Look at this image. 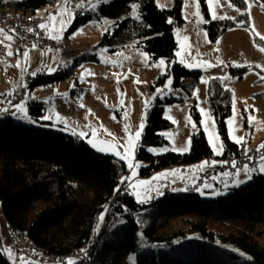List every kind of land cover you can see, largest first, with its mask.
Here are the masks:
<instances>
[{"label": "trees", "instance_id": "obj_1", "mask_svg": "<svg viewBox=\"0 0 264 264\" xmlns=\"http://www.w3.org/2000/svg\"><path fill=\"white\" fill-rule=\"evenodd\" d=\"M56 1L0 0V11L34 16L40 8ZM229 1L241 11L235 20L204 24L211 41L228 28L247 23L244 1ZM171 2V7L160 8L155 0H100L94 11L75 12L63 39L67 40L70 32L90 21L112 19L111 29L100 36L94 49L114 51L131 46L147 53L152 61L164 59L167 69L155 86H163L171 78L173 88L191 96L201 74L175 62L174 31L184 24L183 0ZM133 4L137 5L135 16H132ZM200 4L205 19L209 20L204 0ZM86 60L96 61L93 55ZM245 71L230 69L238 78ZM72 74V71H61L54 76L39 73L27 80L31 89L51 87ZM207 95L224 146L220 159H239L242 152L230 142L226 129L229 95L216 83L209 85ZM164 103L156 100L146 116L141 145L136 152V160L145 163L139 170L140 178L212 157L195 106L191 113L197 132L192 135L188 153L152 155L147 151L148 147H159L166 142L160 135L170 127L163 117ZM27 108L38 125L0 118V212L11 229L37 248L64 258L62 264H67L69 258L73 264H264V243L258 240L259 228L264 226V175L253 174L249 183L230 188L226 195L216 199H203L193 188H188L138 203L124 188L127 169L123 163L95 152L76 137L49 128V123L41 121L44 115L41 103H28ZM117 219L121 223L115 226ZM177 219L185 221L181 225L183 229L177 226V230L169 231ZM222 223H234V227L226 232L212 229L213 224ZM190 238L201 242L203 247L187 257L141 248L143 244H180ZM78 253L79 258L73 257ZM0 264H11L1 244Z\"/></svg>", "mask_w": 264, "mask_h": 264}, {"label": "rangeland", "instance_id": "obj_2", "mask_svg": "<svg viewBox=\"0 0 264 264\" xmlns=\"http://www.w3.org/2000/svg\"><path fill=\"white\" fill-rule=\"evenodd\" d=\"M68 1L57 0L53 5L40 8L36 12L38 17L45 20L50 35L65 38L74 20L75 12L84 9L94 11L100 3V0H81L75 4ZM243 1L245 3V0ZM155 2L160 8H168L172 5L171 0H155ZM204 2L209 20L204 17L200 0L198 16L195 15L196 0H183L184 24L174 31L177 43L175 62L201 74L191 96L181 89L173 88L172 83L168 85V80L171 78H167L163 86H155L157 79L165 74L167 69V61L164 59L152 61L147 53L131 46L114 51L106 48L94 49L100 36L110 30L114 23V20L106 18L101 21H90L68 34L66 39L70 43H84L92 48L89 55L77 59L71 67L64 66L58 52L28 48L25 51L28 53L27 60L24 56L18 58L14 51V38L9 41L0 34L2 44L10 46L7 47V52L0 56V118L9 117L26 125H38L29 116L27 106L31 102L41 103L44 108L41 121L49 123L47 124L49 128L76 137L95 152L110 156L125 165L127 186L124 188L138 203L158 199L167 192H184L188 188H193L203 199H216L226 195L230 188H240L249 183L253 174L264 175V172L260 171L261 166L264 165V160L261 159L264 156V149L257 151L259 146L264 144V79H261L264 77V71L256 67L264 66V51H261L264 47V39H261L264 37V0H252L251 8L245 3L248 19L246 25L237 24L228 28L215 41L208 38L204 24L208 21L235 20L238 12L234 6H228L231 3L229 0H214L211 7L208 0ZM54 9L56 12L51 14L50 11ZM213 10L217 17L223 18L214 19ZM49 14L55 16V20H49ZM135 15L136 11L132 10V16ZM9 50L13 55H8ZM92 55L96 61L86 60ZM217 58L222 63L217 64ZM161 60L165 63L161 64ZM18 62L20 67H16ZM231 68L246 69V71L241 78H238L230 73ZM61 71H72L73 74L51 87L29 88L27 77L39 73L54 76ZM211 83H216L229 95L230 112L225 120L226 129L230 142L237 145L242 152L239 159L223 160L220 159L223 152L217 154V151H214L213 143L218 150L223 142L208 104L207 90ZM9 92L11 95H6ZM156 100L165 102L163 117L170 127L160 133L166 142L159 147H148L147 151L152 155L166 152L188 153L192 135L197 132L191 113L192 107L195 106L200 117V127L212 152L211 158L182 168L164 169L148 178L139 177V170L145 167V163L136 160V152L141 145L147 113ZM21 103L24 112L13 107ZM81 104L83 107L80 106ZM201 108L205 109L206 115L201 114ZM249 116L252 117L251 123L248 120ZM229 120H233L231 125L228 123ZM142 121L144 127L140 129ZM125 126L128 132L125 131ZM93 129L97 134L95 137L91 136ZM138 129L141 131V136L135 150L129 153L131 162L138 167L130 169L128 161L114 154L116 149H108L101 141L123 145L127 142L129 133L134 137ZM230 129L237 130L230 133ZM74 132L77 134H73ZM80 132L88 134V138L78 135ZM210 135L213 137V143L209 141ZM234 137H244V145L237 144ZM89 139L92 143H89ZM245 147L247 152L244 151ZM98 148L105 150L99 151ZM119 151L123 153V147ZM225 161L229 163H224ZM232 161H235L236 167L232 166L230 163ZM245 165L250 170L251 178L244 175ZM115 222L116 226L121 220L117 219ZM184 222L182 219H177L169 231L177 230V226L183 229L181 225H185ZM115 226L113 224L112 228ZM233 227L234 223L212 225V229L220 232H226ZM2 228L0 225V235L3 234ZM259 229L261 232L258 240L264 243V226ZM191 240L190 238L180 244H143L141 248L158 250L182 258L195 254L199 251V247H203L198 240ZM84 259L86 261V258ZM134 260L132 256L131 261ZM69 261L74 263L69 258L67 264Z\"/></svg>", "mask_w": 264, "mask_h": 264}, {"label": "built area", "instance_id": "obj_3", "mask_svg": "<svg viewBox=\"0 0 264 264\" xmlns=\"http://www.w3.org/2000/svg\"><path fill=\"white\" fill-rule=\"evenodd\" d=\"M80 0H69L75 4ZM56 9L50 11L52 14ZM45 24V20L37 15H13L8 12L0 11V27L9 30L15 29L14 51L18 58H22L23 53L28 48L40 51H55L60 54L65 67H70L74 60L84 57L91 53L92 48L88 44H72L63 38L50 39V32L38 27ZM32 29V31H29ZM11 34V33H9ZM53 36V35H52ZM7 52V47L0 43V56ZM0 225L3 227V234L0 235V244L6 249L11 260V264H62L64 258L48 255L44 250L37 248L33 243L26 239L22 234L11 229L6 219L0 212ZM20 257L24 258L22 262ZM79 258L80 254L73 255Z\"/></svg>", "mask_w": 264, "mask_h": 264}, {"label": "snow or ice", "instance_id": "obj_4", "mask_svg": "<svg viewBox=\"0 0 264 264\" xmlns=\"http://www.w3.org/2000/svg\"><path fill=\"white\" fill-rule=\"evenodd\" d=\"M213 2L214 0H208V3H209V6L211 7L213 5ZM245 3L248 5V8H251L252 7V0H245ZM196 5H197V12L195 13V15H199V0H196ZM229 7H233V5L231 3L228 4ZM77 7H80V5H77ZM133 11H136V8H137V5L133 4ZM237 12H240L241 10L240 9H236ZM247 14V13H246ZM212 16L214 19L216 18H223V17H217L216 16V13L215 11L213 10V13H212ZM137 19H139V16L136 17ZM49 20H55V16L49 14V17H48ZM61 23H63L61 21ZM38 27L42 30H45L48 28V25L47 24H39ZM29 31H32V29H29ZM11 33V34H9ZM0 34H3L4 37L7 39V40H11L13 38V36L15 35V29H9V30H6L2 27H0ZM49 38L50 39H59L60 37L59 36H52V35H49ZM261 39H264V37H261ZM0 43H2V41H0ZM218 43V42H217ZM5 47H10L9 45H5ZM218 50V49H217ZM261 51H264V47L261 48ZM8 55L11 56L13 55V52L11 50L8 51ZM23 56L25 58V60H27V56H28V53H23ZM147 59V58H146ZM217 64H220L222 63V61L219 60V58H217ZM161 64L165 63L163 60L160 61ZM211 66V65H209ZM16 67H20V64L19 62L17 63ZM256 67L258 68H261L262 71H264V66H261V65H257ZM49 71H53V69H48ZM81 79H83V76H81ZM225 79H227V77H225ZM261 79H264V77H261ZM206 82V81H205ZM172 81L171 79L168 80V85H171ZM166 85V86H168ZM6 95H11V92L7 93ZM81 107H83V105L81 104L80 105ZM147 106V105H146ZM13 107L17 108L18 111L20 112H24V106L23 104H19V105H14ZM233 108H234V114H235V102L233 104ZM201 111V114H204L206 115V112H205V109L201 108L200 109ZM245 111H247V109H245ZM45 119H48V117H45ZM248 120L249 122L251 123L252 121V117L249 116L248 117ZM228 123L231 125L233 123V120H229ZM65 127H67V125H65ZM144 127V124H143V121L141 122L139 128L142 129ZM206 129H207V126H206ZM237 129H230V133L233 132V131H236ZM125 131L128 132V128L127 126H125ZM73 134H77V133H73ZM78 135L84 137V138H88V134L84 133V132H80ZM97 134H96V131L93 129L92 132H91V136L95 137ZM141 136V131L138 129L135 134H134V137L131 133H129V136H128V139H127V142L123 145H113V144H109L107 141H101L102 144H105L107 145V148L108 149H116L115 151V155L118 156L120 159L122 160H126L128 161V167L130 169H133L135 167H138L137 164H133L131 162V159H130V156H129V153L133 152L136 148V143L138 141V139L140 138ZM218 139V137H217ZM234 140L237 144H241L242 146L244 145L245 141H244V137H234ZM209 141L210 143H213V137L210 135L209 136ZM89 143H92V140L89 139ZM190 143V141H189ZM94 147H96L95 144H93ZM123 147L124 149V152L121 153L119 151V149ZM213 147H214V151H217V154H221L223 152V144L221 143L219 145V149L217 150L216 149V145L215 143H213ZM261 149H264V144L260 145L259 148L257 149V151H260ZM97 150L99 151H104L105 149L103 148H98ZM184 149H181V151H183ZM244 151L247 152V148L245 147L244 148ZM262 160H264V156L261 157ZM207 163V162H205ZM224 163H229L228 161H225ZM232 164L233 167H236V164H235V161H232L230 162ZM260 171L264 172V165L261 166L260 168ZM243 172H244V175L247 176L248 178H251V173H250V170L248 168L247 165H245L243 167ZM133 175H135V172H133ZM224 175H228L227 173H224ZM237 175H239V173H237ZM121 183H124V180L121 181ZM117 191H119V189H117ZM20 260L23 262L24 261V258L23 257H20ZM68 264H73L72 261H69Z\"/></svg>", "mask_w": 264, "mask_h": 264}, {"label": "crops", "instance_id": "obj_5", "mask_svg": "<svg viewBox=\"0 0 264 264\" xmlns=\"http://www.w3.org/2000/svg\"><path fill=\"white\" fill-rule=\"evenodd\" d=\"M54 36V35H53ZM46 51H49V50H46ZM46 51H44V52H46ZM51 52H55V51H51ZM60 55V54H59Z\"/></svg>", "mask_w": 264, "mask_h": 264}]
</instances>
